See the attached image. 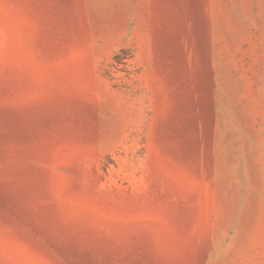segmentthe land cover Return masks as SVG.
I'll use <instances>...</instances> for the list:
<instances>
[{
	"label": "rangeland",
	"instance_id": "1",
	"mask_svg": "<svg viewBox=\"0 0 264 264\" xmlns=\"http://www.w3.org/2000/svg\"><path fill=\"white\" fill-rule=\"evenodd\" d=\"M0 264H264V0H0Z\"/></svg>",
	"mask_w": 264,
	"mask_h": 264
}]
</instances>
